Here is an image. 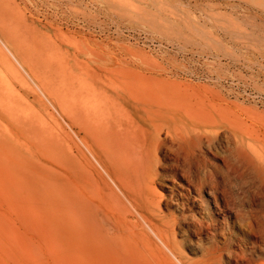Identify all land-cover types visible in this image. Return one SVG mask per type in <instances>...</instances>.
Instances as JSON below:
<instances>
[{"label":"rangeland","instance_id":"1","mask_svg":"<svg viewBox=\"0 0 264 264\" xmlns=\"http://www.w3.org/2000/svg\"><path fill=\"white\" fill-rule=\"evenodd\" d=\"M0 39V264H264V0H0Z\"/></svg>","mask_w":264,"mask_h":264},{"label":"bare ground","instance_id":"2","mask_svg":"<svg viewBox=\"0 0 264 264\" xmlns=\"http://www.w3.org/2000/svg\"><path fill=\"white\" fill-rule=\"evenodd\" d=\"M0 42L2 43V45L7 49V51L10 53V55L16 60V58L14 57V55L10 52V50L6 47V45L4 44V42L0 39ZM126 95H128L127 96V99L128 100H138V101H140V102H142V103H144V104H152V98H151V96L152 95H150L149 94V97H141V96H139V95H136V96H134V95H130V94H128V91H125L124 92ZM125 94H123V95H125ZM44 96V95H43ZM45 97V96H44ZM46 98V97H45ZM47 99V98H46ZM49 102V101H48ZM160 106V105H159ZM159 106H158V109L157 110H151V109H140V113L138 112L139 111V109L136 111L137 112V116H136V118L138 119V121L139 122H141V123H144V124H146L147 125V128L146 129H144V130H141V131H139L138 132V134H141L142 136H143V138H144V140L145 141H139V143L137 144V141H136V139H132V141H131V145L133 146V148H136V149H138L139 150V153L142 155V158L146 155V153L148 152V150L149 149H152V148H154L155 150H158V149H160L163 145V147H165V139L164 138H160V132L162 131V130H164V129H162V128H165V133H166V135H168V136H170V137H175V139L177 140V139H180L181 137H182V134H183V130H182V126L181 125H179L180 124V119L178 118V116L174 113V111H172L171 109H169V110H167L166 112H164L162 109L160 110V108H159ZM160 107H162V105L160 106ZM9 109H11L12 110V112L14 113V114H16V115H18L19 117L21 116V118L22 119H26L27 117L28 118H30L31 116L32 117H34V116H36V112H34V111H32L31 110V108H26V107H21V105H16L15 107H8ZM165 109V108H164ZM186 120V119H185ZM185 124V123H184ZM169 126H171V128H170V130H169ZM175 139H173V140H175ZM83 145V144H82ZM86 148V147H85ZM167 150H168V148L169 149H171V147H165ZM89 152V151H88ZM91 156H93L92 154H91ZM184 157V156H183ZM94 159V158H93ZM197 160V157H194V162H196V160ZM199 159V158H198ZM95 160V159H94ZM200 161H202L203 162V160H201V159H199ZM197 161V162H200V161ZM179 162V164H177ZM177 163L175 162V165L174 166H181L182 165V163H180V161H178ZM190 163H192V160L191 161H189ZM196 162V163H197ZM189 163V164H190ZM188 164V163H187ZM201 165V168L204 166V165H202L203 163H200ZM99 165V164H98ZM191 165H194V164H190V166ZM196 165V164H195ZM194 165V166H195ZM176 166V167H177ZM179 166V167H180ZM189 166V165H188ZM187 166V167H188ZM189 166V167H190ZM199 165L197 164V167H198ZM183 167H186V164L184 165V166H182L181 167V169L180 170H182L183 171ZM188 167V168H189ZM101 168V167H100ZM172 168V167H171ZM200 167H199V169H201ZM177 169V168H176ZM189 169H191V168H189ZM194 169H196V168H194ZM198 169V168H197ZM173 170V169H172ZM185 170V169H184ZM203 170H205L206 171V173H205V171H203L202 172V170H200L201 171V173L202 174H200V173H198V175H197V173L196 172H194V171H196V170H194L193 171V169L192 170H190V172L191 171H193L194 173H196V174H194V173H192V174H194L193 176L195 177V175H197L196 177H195V179H191L192 177V175H190L191 173L188 171V169H186V171H188L187 172V175H188V184L193 188V190L198 194V193H200L202 190H205L207 187L208 188H210V189H207V192L208 193H211L213 196H215L216 195V193L218 192V183H217V181H216V179H215V177H214V175L212 176V175H209L210 173H208V169H204V167H203ZM200 171H198V172H200ZM189 173V174H188ZM208 173V174H207ZM211 174H212V172H211ZM186 175V174H185ZM199 175H201V176H199ZM209 175V176H208ZM108 176V175H107ZM110 177V176H109ZM115 177H116V180H118L119 182L121 181L122 183H123V185H124V187H126L125 186V182H124V179H123V177H122V175H121V173L119 172V171H117L116 173H115ZM110 179H111V181L113 182V183H115V181L110 177ZM102 181V180H101ZM100 181V182H101ZM102 183H103V181H102ZM119 190V189H118ZM120 192V191H119ZM121 193V192H120ZM226 201V200H225ZM224 201V202H225ZM227 203V202H226ZM226 203H224L225 205H226ZM76 205L80 208V209H82V210H88V211H91L89 208H88V206L90 207V205H88L86 202H85V200L84 199H80L77 203H76ZM227 206V205H226ZM221 207L222 208H225L224 207V205H223V203H221ZM92 209V208H91ZM93 210V209H92ZM135 210V209H134ZM98 209H96L95 210V212H94V215H95V217L96 218H99L98 220L100 221V222H102V221H105L104 220V218H100V217H98V216H96V214L98 213ZM140 218H142V220L146 223V225H147V227L150 229V231L151 232H153V234H155L159 239H161V237L163 236V237H165L166 238V240H168V238H167V232L166 231H164V230H161V228L159 229V230H157V231H155L154 229H152V227L145 221V218H144V216L141 214L140 216H139ZM134 219V218H133ZM209 220V219H208ZM211 220V219H210ZM114 222H115V220H114ZM113 222V223H114ZM123 222V221H122ZM189 224L191 225V226H193L194 227V229L195 230H197L199 233L200 232H204V231H206V232H208V233H210L211 235H213L214 233H213V231H215L216 230V228H215V226H214V224L211 222V221H206V220H204V219H199V218H194V219H192V221L191 222H189ZM115 225H117V227L119 226L118 224H116V222H115V224H114V226ZM191 231V230H190ZM158 239V240H159ZM162 240V239H161ZM161 242V241H160ZM167 243H168V245L170 244V242H169V240L167 241ZM162 244L166 247V249L167 250H169L170 251V253H172L171 252V250H170V246H168L165 242H162ZM173 254V253H172Z\"/></svg>","mask_w":264,"mask_h":264}]
</instances>
